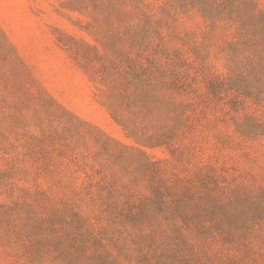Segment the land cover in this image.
<instances>
[{
	"label": "trees",
	"instance_id": "1",
	"mask_svg": "<svg viewBox=\"0 0 264 264\" xmlns=\"http://www.w3.org/2000/svg\"><path fill=\"white\" fill-rule=\"evenodd\" d=\"M64 7L94 41L58 27V42L128 141L59 102L0 27V120L18 149L0 237L24 236L28 264H264V186L209 161L264 152V0Z\"/></svg>",
	"mask_w": 264,
	"mask_h": 264
},
{
	"label": "rangeland",
	"instance_id": "2",
	"mask_svg": "<svg viewBox=\"0 0 264 264\" xmlns=\"http://www.w3.org/2000/svg\"><path fill=\"white\" fill-rule=\"evenodd\" d=\"M87 20V17L66 9L64 0H0V27L35 78L74 113L100 126L110 135L128 141L120 127L110 118L106 108L97 100L95 88L88 76L58 42V27L94 41L90 34L80 28ZM199 20L195 16L188 25H195ZM15 143L10 121L1 119L0 179L4 173L9 174L10 166L17 157ZM151 153L156 157L166 156V152L161 149ZM212 154V149L205 152L207 162ZM209 161L223 168L222 173L237 184L264 186V152H253L251 156L244 157L238 151H231ZM16 183L26 186L25 183ZM5 188L9 186H3L0 182L2 201L5 196L1 192ZM252 191L256 193L259 190ZM18 195L19 192L16 191L14 198ZM16 233L0 237V264H28L27 259L34 254L24 236L22 240H18Z\"/></svg>",
	"mask_w": 264,
	"mask_h": 264
}]
</instances>
